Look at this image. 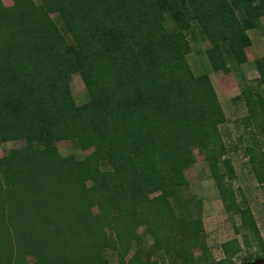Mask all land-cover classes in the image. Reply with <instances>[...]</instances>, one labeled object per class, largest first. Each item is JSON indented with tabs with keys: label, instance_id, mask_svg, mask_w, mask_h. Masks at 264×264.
<instances>
[{
	"label": "trees",
	"instance_id": "16d2710c",
	"mask_svg": "<svg viewBox=\"0 0 264 264\" xmlns=\"http://www.w3.org/2000/svg\"><path fill=\"white\" fill-rule=\"evenodd\" d=\"M12 2L6 7L0 0V144H27L0 158V264H28L29 256L34 264H109L107 248L116 251L118 264H159L151 261L157 253L169 256V264H197L208 251L202 226L190 221V234L176 237L181 223L170 201L187 185L183 171L196 149L205 153L221 202L259 235L251 212L238 206L225 182L232 174L218 131L225 116L209 76L194 77L184 65L183 31L198 27L211 44V69L229 73L224 53L230 50L237 67L247 62L248 31L264 30V0ZM164 12L175 18L170 31ZM253 66L262 90L244 86L241 95L259 125L264 56ZM74 73L89 97L80 109L69 86ZM59 141L92 151L80 160L63 157ZM248 151L264 185L262 150ZM102 163L111 169L102 170ZM141 226L152 238L143 261ZM235 243L224 244V254L238 253ZM193 248L201 250L199 258Z\"/></svg>",
	"mask_w": 264,
	"mask_h": 264
},
{
	"label": "rangeland",
	"instance_id": "374dc122",
	"mask_svg": "<svg viewBox=\"0 0 264 264\" xmlns=\"http://www.w3.org/2000/svg\"><path fill=\"white\" fill-rule=\"evenodd\" d=\"M8 7L12 5V0H2ZM36 4H41L42 0H34ZM58 28L62 32L65 43H72V38L63 28V24L58 20L57 14L50 15ZM163 25L166 30H171L175 26V18L169 12H164ZM251 32V31H250ZM253 41L259 42L264 37L261 30L250 33ZM184 39L188 43V50L183 54V62L190 75L198 77L207 74L216 93L221 106L225 121L218 127L219 135L225 148L222 160H228L232 169V174L225 177V182L234 192L236 203L240 208L248 209L256 223L258 236L249 232L243 227L241 215L237 211H230L224 205L219 196L216 181L211 173L210 167L205 160V153L202 149L194 150V163L183 171L187 180V185L180 189L176 197L170 199L171 207L176 220L180 221L174 233L176 237L181 236L183 230H189L187 223L198 220L202 226L200 238L205 242L208 251L204 253L202 259L197 264H264V185H260L250 166V153L248 149L260 150L264 155V132L263 123L255 125L249 119V111L241 95L242 87L249 86L254 91L262 90L258 74L253 66V59L264 54V40L255 50L245 48L247 62L235 66V58L226 50L224 53L227 65L231 68L229 73L214 71L211 69L207 50L211 47L210 42L200 32L194 24L183 31ZM69 86L78 109L88 104L89 97L83 81L78 73L70 76ZM27 144L25 139L8 141L0 144V158L7 155L12 149H18ZM61 156L72 155L80 160L85 158L92 151L83 150L76 143L71 141H59L55 143ZM101 169L110 170V166L102 163ZM219 172L226 173V169L219 164ZM91 183H89L90 185ZM151 197L155 194H150ZM97 212V209H93ZM183 226V227H182ZM109 232V231H107ZM143 239L140 260L147 258L148 246L152 244V238L147 235L143 226L137 230ZM237 242L240 246L238 253L229 256L224 254L222 246L231 243L234 246ZM206 249V250H207ZM135 247L125 258L126 262L131 258ZM193 256L199 258L201 250L192 249ZM103 255L109 264H118L117 253L114 249L107 248ZM159 260L163 264H169L170 258L158 253L151 257V261ZM34 258H27L28 264H34ZM159 263V264H161Z\"/></svg>",
	"mask_w": 264,
	"mask_h": 264
},
{
	"label": "crops",
	"instance_id": "0c3cea01",
	"mask_svg": "<svg viewBox=\"0 0 264 264\" xmlns=\"http://www.w3.org/2000/svg\"><path fill=\"white\" fill-rule=\"evenodd\" d=\"M255 30H261L262 32H263V34H264V30L261 28V27H258V28H256V29H253V30H249L248 31V36H249V38H250V40H251V44L246 48V49H248V48H252L253 50H255L256 48H257V46L259 47V45H261L262 44V42H261V40H264V37L263 38H260L259 39V42H257V41H253L252 40V38H251V36L249 35V32L250 33H255ZM245 54H246V52H245ZM246 56H247V54H246ZM264 56V54H262V55H258L255 59H253L254 61H256V60H258V59H260L261 57H263ZM253 61V62H254Z\"/></svg>",
	"mask_w": 264,
	"mask_h": 264
}]
</instances>
